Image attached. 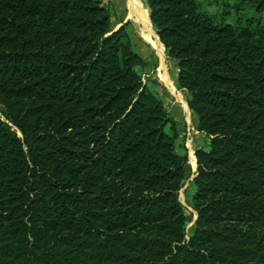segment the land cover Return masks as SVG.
<instances>
[{"label": "trees", "instance_id": "16d2710c", "mask_svg": "<svg viewBox=\"0 0 264 264\" xmlns=\"http://www.w3.org/2000/svg\"><path fill=\"white\" fill-rule=\"evenodd\" d=\"M208 148L187 157L102 0H0V264H264V0H144Z\"/></svg>", "mask_w": 264, "mask_h": 264}, {"label": "rangeland", "instance_id": "374dc122", "mask_svg": "<svg viewBox=\"0 0 264 264\" xmlns=\"http://www.w3.org/2000/svg\"><path fill=\"white\" fill-rule=\"evenodd\" d=\"M102 1L104 5L109 8L113 29H117L119 26L126 24L134 49L146 62L144 66L138 67L137 70L151 91L158 94L164 100L166 109L175 122L177 131L175 150L177 153L182 155L185 154L187 157V163L184 167L186 176L178 192V199L184 208L186 216V233L188 235L191 232L196 215L191 207L190 201V195L193 190L191 180L196 170V166L192 168L191 155L195 158V149L208 148V139L203 133L196 129L195 116L190 110L187 111L184 109L182 102L184 101L187 104V95L185 91L177 89L175 85L177 72L176 63L171 58L167 57L164 49V62L161 63L156 50L145 41L139 27L129 18L125 0ZM141 1L143 15L145 16L143 18L147 17L146 19L149 22V12L145 6L144 0ZM165 77L169 80L168 84L165 81Z\"/></svg>", "mask_w": 264, "mask_h": 264}, {"label": "bare ground", "instance_id": "6f19581e", "mask_svg": "<svg viewBox=\"0 0 264 264\" xmlns=\"http://www.w3.org/2000/svg\"><path fill=\"white\" fill-rule=\"evenodd\" d=\"M125 5H126L127 14L129 18H131L134 21V23L139 27L143 38L156 50L161 63H163L164 62L163 47L161 43L159 42L157 36L155 35V31H153L152 28L150 27V24L148 20L146 19L147 17L143 18L145 16L143 15L142 1L141 0H125ZM165 81L168 84L169 80L167 79V77H165ZM182 103H183L184 109L188 111L187 104L184 101ZM191 165H192V168L195 167V161H194L193 155H191Z\"/></svg>", "mask_w": 264, "mask_h": 264}, {"label": "crops", "instance_id": "0c3cea01", "mask_svg": "<svg viewBox=\"0 0 264 264\" xmlns=\"http://www.w3.org/2000/svg\"><path fill=\"white\" fill-rule=\"evenodd\" d=\"M164 49V48H163ZM188 107V106H187ZM188 110H189V108H188ZM194 161H195V166H196V160H195V158H194Z\"/></svg>", "mask_w": 264, "mask_h": 264}, {"label": "water", "instance_id": "95a60500", "mask_svg": "<svg viewBox=\"0 0 264 264\" xmlns=\"http://www.w3.org/2000/svg\"><path fill=\"white\" fill-rule=\"evenodd\" d=\"M155 33H156V32H155ZM156 35H157V34H156ZM158 39H159V38H158ZM195 219H196V215H195ZM195 219H194V220H195Z\"/></svg>", "mask_w": 264, "mask_h": 264}]
</instances>
